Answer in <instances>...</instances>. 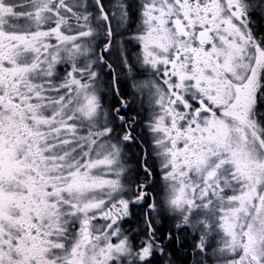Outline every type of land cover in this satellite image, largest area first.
<instances>
[{"label": "snow or ice", "instance_id": "1", "mask_svg": "<svg viewBox=\"0 0 264 264\" xmlns=\"http://www.w3.org/2000/svg\"><path fill=\"white\" fill-rule=\"evenodd\" d=\"M0 264H264V0H0Z\"/></svg>", "mask_w": 264, "mask_h": 264}, {"label": "flooded vegetation", "instance_id": "2", "mask_svg": "<svg viewBox=\"0 0 264 264\" xmlns=\"http://www.w3.org/2000/svg\"><path fill=\"white\" fill-rule=\"evenodd\" d=\"M178 255H179L180 257H182V256H183V253H182V252H178Z\"/></svg>", "mask_w": 264, "mask_h": 264}]
</instances>
